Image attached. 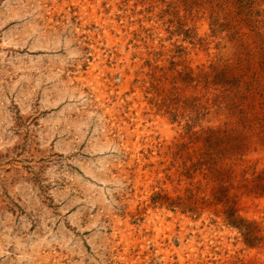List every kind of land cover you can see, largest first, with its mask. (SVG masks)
Wrapping results in <instances>:
<instances>
[{
	"label": "rangeland",
	"instance_id": "obj_1",
	"mask_svg": "<svg viewBox=\"0 0 264 264\" xmlns=\"http://www.w3.org/2000/svg\"><path fill=\"white\" fill-rule=\"evenodd\" d=\"M0 264H264V0H0Z\"/></svg>",
	"mask_w": 264,
	"mask_h": 264
}]
</instances>
